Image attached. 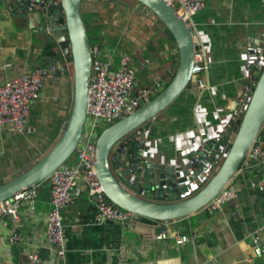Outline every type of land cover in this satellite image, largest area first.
Segmentation results:
<instances>
[{"label": "crops", "instance_id": "0c3cea01", "mask_svg": "<svg viewBox=\"0 0 264 264\" xmlns=\"http://www.w3.org/2000/svg\"><path fill=\"white\" fill-rule=\"evenodd\" d=\"M122 2L82 0L81 15L90 44L102 53L109 49L113 68L120 55L130 56L136 74L132 96L153 91L151 99L172 80L178 57L154 16L138 11L135 0ZM4 4L0 0V86L33 68L46 70L48 76L30 110V132L0 130V180L34 164L54 146L73 97L69 71L55 74L62 66L57 43L41 31L40 24L11 14ZM188 26L207 52L206 68L199 75L201 87L191 82L153 120L145 141L151 161L174 168L187 165L203 142L221 139V152L215 157L223 160L234 136L232 123L246 98L243 59L251 52L263 53L264 58V0H206L203 11ZM63 66L70 69L67 62ZM263 174L251 160L230 184L236 198L224 203L220 211L206 207L165 226L170 234L189 238L180 246L153 239L162 230L156 225H136L135 231L129 222L96 224V200L81 181L79 194L62 211L65 264H264V254H255L256 248L264 249V194L255 187ZM187 196L146 197L155 203H171ZM49 208L47 184L37 188L32 209L27 203L19 205L17 222L6 216L1 219L0 264H32L31 253L37 255L39 264L54 259L53 249L44 240Z\"/></svg>", "mask_w": 264, "mask_h": 264}, {"label": "water", "instance_id": "95a60500", "mask_svg": "<svg viewBox=\"0 0 264 264\" xmlns=\"http://www.w3.org/2000/svg\"><path fill=\"white\" fill-rule=\"evenodd\" d=\"M42 1V2H41ZM95 1V0H94ZM123 4L122 0H108ZM137 10L154 16L162 28L170 50L178 57L175 74L170 83L151 99H143L135 111L104 128L95 143L96 180L108 202L132 215L129 222L136 225H156L158 228L189 217L205 209L228 185L242 167H248L251 148L256 136L264 128V68L256 80L244 112L232 123L234 136L227 144L224 158L211 179L195 194L171 203H155L156 199L176 198L188 194L189 183L201 178L212 158L199 163L174 168L153 162L145 148V131L191 83L193 64V34L178 12L163 0H135ZM82 0H5V7L29 23L41 25L62 54V65L55 74L67 70L72 78L73 97L68 120L54 146L37 162L27 165L5 180H0V202L10 199L25 189L46 186L50 175L73 156L81 139L87 114L88 83L91 73V53L86 27L81 15ZM70 64V69L63 66ZM62 70V71H61ZM221 141L208 144L221 152Z\"/></svg>", "mask_w": 264, "mask_h": 264}, {"label": "built area", "instance_id": "2783aa9c", "mask_svg": "<svg viewBox=\"0 0 264 264\" xmlns=\"http://www.w3.org/2000/svg\"><path fill=\"white\" fill-rule=\"evenodd\" d=\"M173 7L182 19L188 22L205 8L206 0H163ZM42 2V1H41ZM264 47V36L261 43ZM207 52L201 42L193 35V64L191 70V82L201 87L199 75L206 68ZM264 68L263 53L257 56L256 52L246 53L243 59V71L248 78L245 85L246 98L241 101L244 112L256 80ZM48 73L41 68H33L9 79L0 86V130L8 128L18 134H27L29 129L30 110L39 98L44 87ZM136 87V74L131 58L127 54L120 55L118 63L113 68L111 53L105 50L103 53L94 48L91 53V73L88 83V103L86 121L79 144L74 152V160L68 161L62 167L54 171L48 180L50 188V208L45 216L44 240L53 249L54 259L47 264H65L66 242L62 225V211L79 194V184L84 181L88 191L96 200L97 217L96 224L107 222L128 223L132 215L124 210L111 205L104 196L101 187L96 180L95 143L98 138L97 128L102 130L117 122L123 114L137 110L143 99H147L151 92H145L140 97L132 96ZM236 115V112H234ZM101 130V131H102ZM147 140L148 131H145ZM145 140V141H146ZM219 142V141H217ZM215 142V143H217ZM210 143V142H209ZM207 142H203L195 157L188 164L199 163L202 159L212 158V163L207 165L199 181L189 183L188 194L192 195L208 182L218 169L222 160L215 157L216 151L210 149ZM251 155L255 158L259 168L264 170V128L254 139ZM210 169V171H208ZM39 187V186H38ZM31 187L14 194L10 199L0 202V222L3 217H8L12 222L19 220L18 207L21 203H27L33 208L37 196V188ZM256 189L264 194V174L256 181ZM187 196V197H188ZM236 198L235 189L228 185L209 204L212 211H220L227 201ZM153 239L170 241L175 246H180L189 241V238L180 234H170L167 229H162L153 235ZM124 258L127 253L120 252ZM255 254H264V249L256 248ZM32 264H39L36 254H29Z\"/></svg>", "mask_w": 264, "mask_h": 264}, {"label": "rangeland", "instance_id": "374dc122", "mask_svg": "<svg viewBox=\"0 0 264 264\" xmlns=\"http://www.w3.org/2000/svg\"><path fill=\"white\" fill-rule=\"evenodd\" d=\"M101 130H102V128H97L96 131H97L98 134H100L102 132Z\"/></svg>", "mask_w": 264, "mask_h": 264}, {"label": "trees", "instance_id": "16d2710c", "mask_svg": "<svg viewBox=\"0 0 264 264\" xmlns=\"http://www.w3.org/2000/svg\"><path fill=\"white\" fill-rule=\"evenodd\" d=\"M89 42H90V41H89ZM201 188H202V187H201ZM201 188H200V189H201ZM200 189H199V190H200ZM199 190H198V191H199ZM195 193H196V192H195ZM195 193H194V194H195Z\"/></svg>", "mask_w": 264, "mask_h": 264}]
</instances>
